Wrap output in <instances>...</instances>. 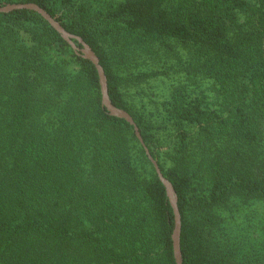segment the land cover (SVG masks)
I'll return each instance as SVG.
<instances>
[{"label": "trees", "instance_id": "trees-1", "mask_svg": "<svg viewBox=\"0 0 264 264\" xmlns=\"http://www.w3.org/2000/svg\"><path fill=\"white\" fill-rule=\"evenodd\" d=\"M18 2L98 56L111 102L173 186L182 264H264L239 259L222 225L264 202V0L0 5ZM174 223L94 64L36 11L0 12V264H176Z\"/></svg>", "mask_w": 264, "mask_h": 264}, {"label": "water", "instance_id": "water-1", "mask_svg": "<svg viewBox=\"0 0 264 264\" xmlns=\"http://www.w3.org/2000/svg\"><path fill=\"white\" fill-rule=\"evenodd\" d=\"M14 9H30V10H34L37 13H39L57 32L60 33L62 38L73 48V50L76 53L81 54L84 58L89 59L94 64L97 70V74H98L102 105L106 108V110L108 111L110 115L123 118L133 126L136 137L138 138L139 142L144 147L145 153L148 156L149 160L152 162L159 180L163 183L165 187L167 197L173 208L174 219H175L174 229L172 233L173 255H174L176 264H182V257H181V251H180V238H179L180 236V215H179V211L177 208V198H176V194L173 189V186L171 182L161 172L156 160L150 155L149 150L145 146L143 139L141 137V134L139 132V129L136 126L132 116L126 110L115 106L111 102L109 95H108V91H107L106 76L104 73V69L99 62L98 56L91 49V47L82 40L81 37L71 34L67 30H65L63 26L57 20H55L44 8H42L38 4L33 3V2H18V3H4L0 5V12H9ZM74 39L77 42H79L81 46H77Z\"/></svg>", "mask_w": 264, "mask_h": 264}, {"label": "rangeland", "instance_id": "rangeland-1", "mask_svg": "<svg viewBox=\"0 0 264 264\" xmlns=\"http://www.w3.org/2000/svg\"><path fill=\"white\" fill-rule=\"evenodd\" d=\"M91 1L94 5L100 4L101 6H105L107 2V0ZM147 67L143 66L140 69ZM158 80L162 79H157L152 83L159 96L165 90V83ZM223 215L222 225L227 226L231 237L233 236L231 240L235 246L231 243V240L229 243L230 247L235 249L237 257L239 259H251V261L264 259V202L260 200L240 202L238 209H234L232 212H223ZM240 245L242 251L238 248ZM260 248H262L261 251L258 250Z\"/></svg>", "mask_w": 264, "mask_h": 264}]
</instances>
